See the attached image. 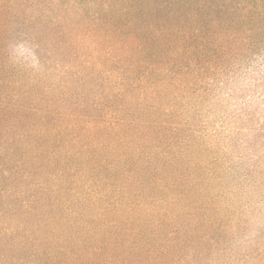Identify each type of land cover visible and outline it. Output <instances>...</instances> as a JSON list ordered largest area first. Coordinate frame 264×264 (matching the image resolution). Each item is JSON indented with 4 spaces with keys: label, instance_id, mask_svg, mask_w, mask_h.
<instances>
[{
    "label": "rangeland",
    "instance_id": "1",
    "mask_svg": "<svg viewBox=\"0 0 264 264\" xmlns=\"http://www.w3.org/2000/svg\"><path fill=\"white\" fill-rule=\"evenodd\" d=\"M85 11L0 12L1 163L32 173L0 181V264H41L50 231L84 264H264V49L151 72Z\"/></svg>",
    "mask_w": 264,
    "mask_h": 264
},
{
    "label": "trees",
    "instance_id": "2",
    "mask_svg": "<svg viewBox=\"0 0 264 264\" xmlns=\"http://www.w3.org/2000/svg\"><path fill=\"white\" fill-rule=\"evenodd\" d=\"M71 1L85 7L97 28L120 37L126 46L147 50L154 57L152 63L146 64L151 72L208 68L214 64V58L224 56L233 47L247 51L264 49V0ZM24 2L0 0V12ZM182 56L187 57L182 60ZM0 120H6L3 113ZM7 172L19 173L27 179L32 176L31 171L22 173L19 166L14 169L3 166L0 157V181ZM29 190L23 193L28 198L23 200L24 212L49 206L48 198L44 197L46 192L34 191L32 187ZM78 239L81 241L82 236ZM39 240L36 252L41 264H84L83 258L90 252L86 244H70L56 236L55 231ZM87 241L94 244L98 239Z\"/></svg>",
    "mask_w": 264,
    "mask_h": 264
},
{
    "label": "clouds",
    "instance_id": "3",
    "mask_svg": "<svg viewBox=\"0 0 264 264\" xmlns=\"http://www.w3.org/2000/svg\"><path fill=\"white\" fill-rule=\"evenodd\" d=\"M21 55H25V53H21ZM262 70H264V66H262Z\"/></svg>",
    "mask_w": 264,
    "mask_h": 264
}]
</instances>
